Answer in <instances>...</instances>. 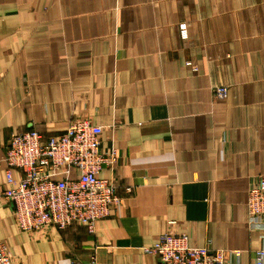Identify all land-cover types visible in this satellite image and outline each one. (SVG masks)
I'll return each instance as SVG.
<instances>
[{"label":"crops","instance_id":"1","mask_svg":"<svg viewBox=\"0 0 264 264\" xmlns=\"http://www.w3.org/2000/svg\"><path fill=\"white\" fill-rule=\"evenodd\" d=\"M77 116L118 148L101 175L122 207L94 234L28 233L6 204L16 264H160L145 247L167 230L257 264L247 197L264 176V0H0V155L13 131L59 134Z\"/></svg>","mask_w":264,"mask_h":264},{"label":"built area","instance_id":"2","mask_svg":"<svg viewBox=\"0 0 264 264\" xmlns=\"http://www.w3.org/2000/svg\"><path fill=\"white\" fill-rule=\"evenodd\" d=\"M194 71L198 66L186 62ZM227 85L214 87V95L226 98ZM65 131L45 135L40 129L13 131L0 155L5 167V181L0 182V214L6 204L12 209L22 232H38L50 227L64 229L81 224L89 233L97 231V222L113 209H121L123 196L114 178L101 172L115 168L118 148L103 145V125L90 117H73ZM18 169L20 177L15 176ZM132 190L131 186L125 188ZM247 224L264 240V176L254 179L247 197ZM195 245L189 232L165 231L157 243L145 247L155 254L160 264H233L241 251ZM257 264L264 263V246L256 251ZM95 263V259L92 260ZM0 264H16L8 245L0 239ZM74 264H82L75 261Z\"/></svg>","mask_w":264,"mask_h":264}]
</instances>
